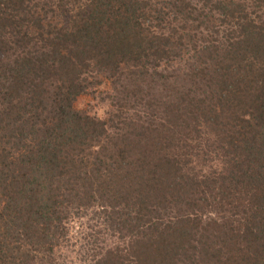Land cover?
<instances>
[{"label":"trees","instance_id":"obj_1","mask_svg":"<svg viewBox=\"0 0 264 264\" xmlns=\"http://www.w3.org/2000/svg\"><path fill=\"white\" fill-rule=\"evenodd\" d=\"M73 255L264 264V0H0V264Z\"/></svg>","mask_w":264,"mask_h":264},{"label":"rangeland","instance_id":"obj_2","mask_svg":"<svg viewBox=\"0 0 264 264\" xmlns=\"http://www.w3.org/2000/svg\"><path fill=\"white\" fill-rule=\"evenodd\" d=\"M108 90L109 89L104 88V86H101L99 88V93L101 94L97 95L96 101L93 100L90 96H81L74 103L75 108L87 109L90 111V113H94L99 117H103L105 110L109 108L107 106L109 105V100L107 99ZM75 231L73 230L72 233H75ZM72 258L74 259L75 263L78 262V264H81V262L79 261L81 258L75 259V255H73Z\"/></svg>","mask_w":264,"mask_h":264}]
</instances>
